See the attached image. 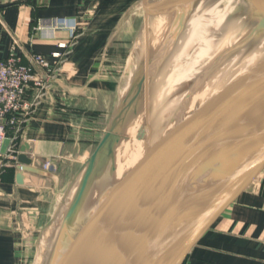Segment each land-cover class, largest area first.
Listing matches in <instances>:
<instances>
[{
    "label": "crops",
    "instance_id": "1",
    "mask_svg": "<svg viewBox=\"0 0 264 264\" xmlns=\"http://www.w3.org/2000/svg\"><path fill=\"white\" fill-rule=\"evenodd\" d=\"M142 1L0 0V60L13 55L29 65L37 54L55 68L27 122L18 133L8 132L17 152L21 143L29 144L28 156L41 166L69 158L70 147L96 143L102 117L127 73L133 50L127 40L135 19L145 15ZM61 20L75 21L74 37L47 28ZM27 96L31 100L34 92ZM14 167L0 177V264H31L37 210L50 179L28 174L18 186ZM23 215L33 220V232L24 229ZM183 264H264V172L200 237Z\"/></svg>",
    "mask_w": 264,
    "mask_h": 264
},
{
    "label": "water",
    "instance_id": "2",
    "mask_svg": "<svg viewBox=\"0 0 264 264\" xmlns=\"http://www.w3.org/2000/svg\"><path fill=\"white\" fill-rule=\"evenodd\" d=\"M195 0H143L146 19ZM264 10V7H262ZM240 92V91H238ZM235 90L184 137L121 200L85 220L59 264H183L215 220L264 172V73ZM9 145L2 147L5 153ZM101 145L98 147L99 151ZM21 143L15 183L27 175L54 180ZM27 232L33 220L22 216Z\"/></svg>",
    "mask_w": 264,
    "mask_h": 264
},
{
    "label": "rangeland",
    "instance_id": "3",
    "mask_svg": "<svg viewBox=\"0 0 264 264\" xmlns=\"http://www.w3.org/2000/svg\"><path fill=\"white\" fill-rule=\"evenodd\" d=\"M149 1L155 2L156 0ZM228 2L229 6H226L228 5ZM256 2L252 3L250 0H222L218 5L214 6L218 13L221 12V14H225L223 24H227L231 21H236L235 19H238L240 28L232 34L233 36L231 39L233 40V42L237 41L242 36V34L246 35L245 38L251 36L254 30V26H257L258 21L260 22L261 18H263L262 16L264 12L258 9ZM262 2L264 3V0ZM193 7L198 13L194 11ZM198 7L199 6L190 7V5L187 6V4H176L175 6H172V8L167 13H165V15H170L169 13L173 11V9H175L177 12L175 13L173 21L168 22V24L163 27V31H161L162 29H159L158 31H156L157 33L154 32V34H146L147 32H144L146 25L152 21L154 23L157 20L156 17H150L146 19V16L142 15L141 17H137L135 19L133 34L130 35L129 39L127 40L128 44H130V46L133 48L129 66L126 68L127 73L126 76L124 75L123 77H120L121 79H123L122 81L120 79L118 84V99L111 100L108 112L102 117V129L99 139L94 145L92 144L91 146L81 145L76 148L70 147V154H68V156H70L69 158H57L56 160H54V163H49L55 179L45 180L46 184L42 188L44 198L42 201V206H40L37 210V230L34 235V240H36L37 242V244L35 245L36 255L31 264H59L63 254L67 251V247L71 245V241L75 239L76 235L80 232V229L84 225L85 218L87 219V217H89L95 211L94 207H96L95 205L97 204L93 203L96 200L97 203H100V198L98 197L105 191V187L108 183H105V180L108 181V179L105 178V176H107L106 173L104 174L105 170H109L111 166L113 167V165L115 167V163L121 160L122 162L120 164L122 165V167L126 166L127 160H124L126 158L124 157V155L121 156L122 151L126 152V150L130 148L137 137H139L140 135H144L143 128L145 127V119H151L153 112L156 111L154 107L150 108V104H152L150 99V103L147 102V104H149L150 110L148 111L144 97L145 77L148 74L152 75L153 72L156 73L159 71L158 69L161 68L163 70L162 73L165 75L166 71L169 76L171 70L173 71V67L178 66V68L175 67L174 70H176V72H179V74L177 75H180L184 71V67L187 65L188 74L191 78L190 80L193 81L192 85H195L196 90L199 93V97H201L202 99L204 98L206 101L211 102L213 100V97L223 92V90H227L228 87L230 95L234 91L235 85H233L232 82L224 84L222 80L223 74L229 70L228 67L218 65L216 66V68H213L210 71L209 69L211 67L208 66V64H204L206 62L202 59L201 61H197V59H191V56L198 54L201 55L204 50L208 48V46H212L211 44H213L212 42L214 39L212 35L209 36L211 29L209 23L213 21V24H215L217 22L215 18L213 20L210 19L212 17L209 16L207 10L203 6H201V9L199 8L200 10H197ZM181 8L182 10H184V13H178V11H180L179 9ZM225 8H227V11H225ZM203 12H205V14H203ZM197 14H199V16L203 15L202 19L204 21L202 23H206V25L201 26L202 31H204L201 32L203 36H200V33V35H198V38H195L193 40L190 38L191 35L189 33V21L193 16L195 17ZM206 18L208 19L205 21ZM262 33H264V29ZM145 34L147 37L145 36ZM207 36H209L210 39H201V37ZM183 39L187 41V54L183 57L181 56L180 59L177 60V53L175 52L177 49H179L181 41ZM158 40L160 41L158 42ZM143 45L145 46V50H143ZM152 45H155V49ZM221 54L222 53H219V56ZM183 60L187 61L185 62ZM175 61L178 62L177 64H180L175 65ZM168 62L172 64L168 66ZM155 64L156 66H158L156 67ZM165 64L167 65V67H170L169 70L166 69V67L164 66ZM145 66L146 68L148 67V72L147 69H145ZM190 80L186 83L184 81V83H182L181 85L185 87V85L187 86L189 83L191 84ZM149 82L150 79L148 80V83ZM222 84L225 86H223ZM194 85L192 86L193 90L195 89ZM229 85H231L233 89ZM221 86H223L222 89L224 87L225 88L223 90H218ZM186 89L187 91H189V93H191L190 91H193L188 90L187 87ZM231 89L233 91H231ZM171 95L166 98V101ZM162 99L163 94H161L159 103H162ZM137 100L140 101L139 104ZM224 101H226V97L224 99H221L218 105H220ZM136 104H138L139 107L135 106ZM141 105H143V107ZM103 110H107V108L104 107ZM141 110L142 112L140 114L139 111ZM211 113L212 111L207 113L205 116L208 117ZM138 122L140 123V127ZM135 128L137 129V132L135 131L136 133L134 134L132 130L134 131ZM139 128H142L143 134L140 132L141 130ZM100 145L101 147L97 152ZM115 160L117 161L114 162ZM134 174L135 172L133 171L131 175L133 176ZM262 174L263 173L259 175L258 180L261 178ZM102 175L104 177V180L102 179ZM101 185L105 187L101 188ZM71 238L73 239L71 240Z\"/></svg>",
    "mask_w": 264,
    "mask_h": 264
},
{
    "label": "bare ground",
    "instance_id": "4",
    "mask_svg": "<svg viewBox=\"0 0 264 264\" xmlns=\"http://www.w3.org/2000/svg\"><path fill=\"white\" fill-rule=\"evenodd\" d=\"M221 1L222 0H195L192 4L191 3L187 4V6L190 5V7L191 6H199L197 8V10L199 8L201 9V6H203L207 10V13L209 14V16L212 17L210 19L213 20L215 18L217 21L215 24H213V21L211 23H209L211 26L209 36L212 35L213 39L217 42H215L213 40V42H212L213 44H211L212 46H208V48L206 50H204V52L201 55L198 54V55L191 56V59H193V60L197 59V61H199V60L201 61V59H202L203 61L206 62L204 64H208V66L211 67V68L209 67L210 71H211V69L216 68V66H218V65H223L225 67H228L229 70L223 74V79H222L223 83L226 84V83L232 82L233 85H235V88H234L235 92L240 91L238 93H241L242 89L246 86V84L249 81L250 82L255 81L259 75H262L264 73V36L262 33V31L264 29V19L260 20V22L258 21L257 26H254V30H253V33L251 34V36H249L248 38H245L246 35L242 34V36L240 38L238 37L239 39L237 38L238 39L237 41L233 42V40L231 39L233 36L232 34L234 32H236L237 30H239V28H240L239 21H238V19H235L236 21H231L227 24L226 23L223 24V19H224L225 14L223 15V14H221V12L218 13L216 11V8L214 7V6L218 5L219 2H221ZM250 1L252 3L257 1L256 5H257L258 9L262 10L264 12V10L262 8V7H264V3L262 2L263 0H255V1L250 0ZM229 2L227 3L228 5H226V6H229ZM193 9H194V7H193ZM226 9L227 8H225V11H227ZM179 10L180 11H178V13H181V12L184 13V10H182V8ZM206 10H205V12H206ZM194 11L196 12L195 9H194ZM176 12L177 11L175 9H173V11H171L169 13L170 15H165V14L158 15L156 17L157 20L156 21L154 20L155 21L154 23L152 21L146 25L144 33L147 32L146 34H149V33L154 34V32L158 31L159 29H162L161 31H163V27H165V25H167L168 22L173 21ZM186 12H187V9H186ZM205 12H203V14H205ZM196 13H198V12H196ZM189 16H191V15H189ZM202 17H203V15L199 16V14H197L195 17L193 16L189 21L190 22L189 33L191 35L190 38L193 40L195 38L197 39L198 35H200L201 32H204V31H202L201 26L206 25V23L205 24L202 23L204 21L202 19ZM207 19L208 18H206L205 21ZM145 21H146V19H145ZM146 34H145V36H146ZM200 36H203L202 33ZM209 36L201 37V39L202 38L210 39ZM159 41L160 40H158V42ZM208 41H210V40H208ZM158 42H155V43H158ZM186 43H187V41L185 39H183L181 41V45H180L179 49L176 50L175 53H177L176 54L177 60L180 59L181 56L183 57L184 55L187 54V44ZM172 44H174V43H172ZM152 46H154V49H155V45H152ZM143 48H144L143 50H145V46ZM169 52H168V54H169ZM219 53H222L223 55L221 54L219 56ZM188 54H189V52H188ZM183 61L186 62L187 60H183ZM162 63H163V61H162ZM177 63L178 62H176V61L174 62L175 65L180 64V63L179 64H177ZM170 64H172V63H169L168 66H170ZM185 64H187V63H185ZM155 66H156V64H155ZM164 66L166 67V69L169 70L170 67H167L166 64ZM175 67L178 68V66H175ZM175 67H173V71L171 70L169 76L166 73V71H165V75H164L162 73L163 70L161 68H159L158 69L159 71L156 73H154L152 71L153 72V73L151 72L152 75H149L147 73L148 75L145 77V94H144L145 96L144 97H145L146 104H147V102L148 103H150V101L152 102V104H150L151 105L150 108L154 107L156 109V111H155L156 113L153 112L151 119L150 118L145 119V123H144L145 127L143 128L144 135L143 136L140 135L139 137H137L135 139L134 143H132V145L130 146V148L128 150H126V152L122 151L121 156L124 155V157H126L124 160H127L126 166L122 167V165L120 164L122 162V160L121 161L115 160L114 162L117 161L115 163V167L113 165V167L111 166V168L109 170L106 169L105 172L103 171L104 174L106 173V175H107V176H105V178L108 179V181L105 180V183H107V182L108 183H107L106 187L104 186L105 191L104 192L102 191L103 193H101V195L98 197V198H100L99 199L100 203H97L96 202L97 200L93 203V204H95V203L97 204V205H95L96 207H94L96 211L98 210V212H100L99 210L105 208V206L108 204L114 203L116 199L118 200L117 201V203H118L122 199L121 195H123L122 194L123 189L125 190L126 188H128V190H130L132 187H134L136 185V183L140 180V178L143 175L147 174V172L151 169V167H153V165L158 160H160L173 147H176L177 144L180 143V141L183 140L185 136H187L188 134L191 133V131L189 130V124H191L192 122H196L197 121L196 119H206L207 117L205 115L207 113L213 111L216 108V106L218 105L219 101L221 99H224L225 97H227L229 95V91H228L229 87L227 88V90H223L225 87L223 89H222V87L225 85L222 84L223 86H221L218 90H223V92H221L218 95H216L215 97H213V100L211 102L206 101L204 98L202 99L201 97H199V93L197 92L194 84L193 85H194L195 89L193 90V88H192L193 81L190 80L191 78L188 74L187 65L184 67V69H183L184 71L182 73L180 72L181 73L180 75H177V74H179V72H176V70H174ZM145 69H147V72H148V70H149L148 67L146 68V66H145ZM149 79H150V82L148 83ZM189 80L191 81V84L189 83L187 86L185 85V87L183 85H181L182 83H184V81L186 83ZM226 86H228V85H226ZM229 86L231 87V85H229ZM186 87L188 88V90H193V91H190L191 93H189V91H187ZM232 89H231V91H233ZM195 92H196V94H195ZM161 94H163V99H162L163 101H162V103H159ZM169 95H171V96L166 101V98ZM142 97H143V93H142ZM149 99H150V101H149ZM139 100H137L138 104L140 102ZM138 104H136L135 106H138ZM143 104H144V102H143ZM128 106H130V105H128ZM141 106L143 107V105H141ZM147 109H148V111H150L149 110V104H147ZM211 109H213V110H211ZM139 112L141 114L142 110ZM131 117H133V116H131ZM141 119H143V118H141ZM131 124H132V122H131ZM139 127H140V123H139ZM140 130H141L140 132L142 133L143 132L142 128ZM135 131L137 132L136 128L134 129V131L132 130V132L134 134L136 133ZM116 159H118V158H116ZM119 159H121V158H119ZM133 171L135 172V174L132 176L131 174L133 173ZM102 177H103V175H102ZM258 178L259 177H257L256 180H258ZM102 179L104 180V177ZM103 183H104V181H103ZM130 186H132V187H130ZM104 187L102 186L101 188H104ZM91 211H92V209H91ZM65 220H67V219H65ZM85 220H86V218H85ZM81 226H82V224H81ZM63 228H64V226H63ZM73 238H71V240ZM56 246H57V243H56Z\"/></svg>",
    "mask_w": 264,
    "mask_h": 264
},
{
    "label": "built area",
    "instance_id": "5",
    "mask_svg": "<svg viewBox=\"0 0 264 264\" xmlns=\"http://www.w3.org/2000/svg\"><path fill=\"white\" fill-rule=\"evenodd\" d=\"M47 28L67 30L74 37L77 24L74 20L53 21L47 24ZM54 57L59 55L55 54ZM35 68L41 73L35 72ZM54 73L55 68L37 54L30 57L29 65L22 64L13 55L0 60V177L6 168L15 163L18 154L15 139L9 137L8 132L20 131L42 99L47 83ZM31 90L34 96L29 100L27 93ZM6 140H9V145L5 153H2ZM41 167L44 170L51 169L49 163H44Z\"/></svg>",
    "mask_w": 264,
    "mask_h": 264
}]
</instances>
